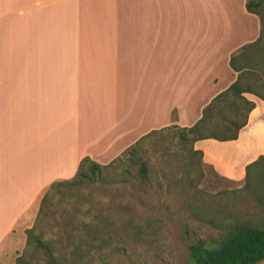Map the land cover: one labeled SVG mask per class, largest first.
<instances>
[{
    "label": "crops",
    "instance_id": "0c3cea01",
    "mask_svg": "<svg viewBox=\"0 0 264 264\" xmlns=\"http://www.w3.org/2000/svg\"><path fill=\"white\" fill-rule=\"evenodd\" d=\"M244 2L0 0L1 264L81 158L105 165L149 131L200 117L235 78L229 56L258 35ZM242 95L254 107L235 139L193 143L236 188L264 155V101Z\"/></svg>",
    "mask_w": 264,
    "mask_h": 264
},
{
    "label": "rangeland",
    "instance_id": "374dc122",
    "mask_svg": "<svg viewBox=\"0 0 264 264\" xmlns=\"http://www.w3.org/2000/svg\"><path fill=\"white\" fill-rule=\"evenodd\" d=\"M151 139L141 142L139 152L148 165L147 182L118 156L103 169L102 180L52 194L34 223L62 264H187L188 244L198 238L209 243L217 235L191 214L192 203L205 199L215 213L224 203L232 211L251 208L246 194L234 196L235 184L207 166L185 170L172 142ZM20 254L29 264L45 262L39 250L24 247Z\"/></svg>",
    "mask_w": 264,
    "mask_h": 264
},
{
    "label": "trees",
    "instance_id": "16d2710c",
    "mask_svg": "<svg viewBox=\"0 0 264 264\" xmlns=\"http://www.w3.org/2000/svg\"><path fill=\"white\" fill-rule=\"evenodd\" d=\"M244 7L257 16L259 29L255 40L241 45L229 56L228 65L236 73L234 80L202 107L200 117L190 126L172 124L151 130L121 153L120 156L136 167L140 182L148 181V165L139 153L145 138L152 136L151 143L172 142L184 159L182 167L185 170L197 169L204 164L202 152L193 147L196 140L235 139L238 130L246 123L254 103L242 93H251L264 101V0H245ZM112 162L100 165L88 157L81 158L71 178L56 180L47 186L40 198L36 218L42 214L53 193L79 190L91 182L102 180L106 176L102 175L103 169ZM198 172V175L202 174ZM232 193L250 197L251 208L232 211L226 209L224 203L223 208H217L215 213L205 199L190 203L193 208L191 214L216 229L217 235L209 243L198 238L188 244L187 264H256L264 259V155H258L245 164L242 185ZM24 232V247L41 251L45 257L44 264H62L59 251L36 230L35 223ZM72 250L78 251L79 247L73 245ZM14 262L29 264L23 254L16 256Z\"/></svg>",
    "mask_w": 264,
    "mask_h": 264
}]
</instances>
